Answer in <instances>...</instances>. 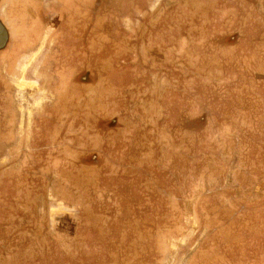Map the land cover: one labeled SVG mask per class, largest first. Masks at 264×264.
<instances>
[{
	"label": "rangeland",
	"instance_id": "1",
	"mask_svg": "<svg viewBox=\"0 0 264 264\" xmlns=\"http://www.w3.org/2000/svg\"><path fill=\"white\" fill-rule=\"evenodd\" d=\"M155 1L76 15L0 264H264V0Z\"/></svg>",
	"mask_w": 264,
	"mask_h": 264
},
{
	"label": "crops",
	"instance_id": "2",
	"mask_svg": "<svg viewBox=\"0 0 264 264\" xmlns=\"http://www.w3.org/2000/svg\"><path fill=\"white\" fill-rule=\"evenodd\" d=\"M160 3L153 0L148 8H158ZM83 8H90L86 0H0V34H5L6 38L5 42H0V156L6 163L17 160L16 170L32 165V142L38 139V135L58 131L54 127L55 115L58 117V109L63 103L55 101L54 91L60 86L49 89L50 84L41 86L40 81L44 83L50 75L59 83L57 72L63 66L61 62L69 59L64 52L65 43L69 46L75 22H82V18L76 15L83 12ZM130 23L133 29L138 28L135 22ZM93 24L89 25L92 27ZM145 25L147 29L151 28L150 23ZM97 56L94 55L95 60ZM102 60L100 54V67ZM62 88L64 92L66 86ZM48 123H52L51 132L47 131ZM64 128L61 130L63 134ZM65 154L70 155V150ZM0 189H14L8 194L15 199L20 197V186L16 182L4 181ZM6 226L5 223L1 230Z\"/></svg>",
	"mask_w": 264,
	"mask_h": 264
}]
</instances>
